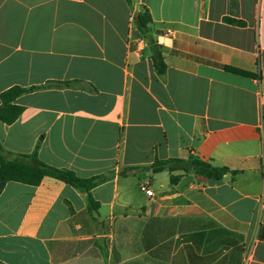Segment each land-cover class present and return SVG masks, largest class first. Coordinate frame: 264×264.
I'll return each mask as SVG.
<instances>
[{"label": "crops", "instance_id": "obj_1", "mask_svg": "<svg viewBox=\"0 0 264 264\" xmlns=\"http://www.w3.org/2000/svg\"><path fill=\"white\" fill-rule=\"evenodd\" d=\"M49 83L1 145L105 180L7 182L0 264H264V0H0V95ZM189 156L236 173L152 170Z\"/></svg>", "mask_w": 264, "mask_h": 264}, {"label": "trees", "instance_id": "obj_2", "mask_svg": "<svg viewBox=\"0 0 264 264\" xmlns=\"http://www.w3.org/2000/svg\"><path fill=\"white\" fill-rule=\"evenodd\" d=\"M127 2L131 4V0H127ZM151 22V15L149 10L146 8L142 9L133 16V23L137 32L146 40L149 49L151 50L155 69L159 74H163L166 72L167 66L164 62L161 47L151 33ZM227 70L243 75H249L231 68H227ZM51 86V83L30 88L13 86L4 91L0 95V121L11 124L19 118L24 110L23 107L14 104V101L19 96L40 88H48ZM152 170L155 173L167 170L171 174L175 171H183L186 173L191 172L213 181L221 180L228 172H232L233 174L236 173V171H230L226 167L213 166L210 162L204 161L195 156H189L186 159L171 158L167 160H160L156 158L153 163ZM45 177H53L62 180L75 188L87 192L88 194L92 188L105 180L104 177H93L90 179L79 178L73 171L59 169L45 164L38 158L37 151L32 154H14L6 151L0 143V193L9 181L37 186ZM178 179L179 176L171 175V180L173 182H176ZM89 203L91 207L95 206V202L90 194Z\"/></svg>", "mask_w": 264, "mask_h": 264}, {"label": "built area", "instance_id": "obj_3", "mask_svg": "<svg viewBox=\"0 0 264 264\" xmlns=\"http://www.w3.org/2000/svg\"><path fill=\"white\" fill-rule=\"evenodd\" d=\"M141 190L146 193L148 196H153V191L150 188V183L148 181L140 185Z\"/></svg>", "mask_w": 264, "mask_h": 264}]
</instances>
